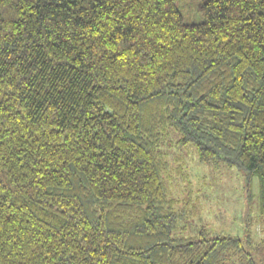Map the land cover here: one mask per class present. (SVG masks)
Wrapping results in <instances>:
<instances>
[{
    "label": "trees",
    "instance_id": "1",
    "mask_svg": "<svg viewBox=\"0 0 264 264\" xmlns=\"http://www.w3.org/2000/svg\"><path fill=\"white\" fill-rule=\"evenodd\" d=\"M171 135L264 220V0H0V264H264L183 236Z\"/></svg>",
    "mask_w": 264,
    "mask_h": 264
},
{
    "label": "rangeland",
    "instance_id": "2",
    "mask_svg": "<svg viewBox=\"0 0 264 264\" xmlns=\"http://www.w3.org/2000/svg\"><path fill=\"white\" fill-rule=\"evenodd\" d=\"M174 136L168 137L170 142L164 151L170 165V193L175 208L188 210L189 219L181 224L185 226L183 236L193 237L204 231L208 237H243L244 230H248L256 242L263 241L264 220L258 215L257 197L246 199L239 171L224 164H200L195 148L176 147Z\"/></svg>",
    "mask_w": 264,
    "mask_h": 264
}]
</instances>
